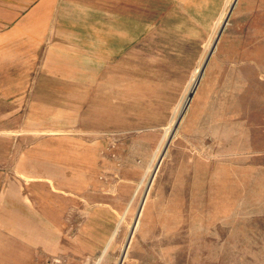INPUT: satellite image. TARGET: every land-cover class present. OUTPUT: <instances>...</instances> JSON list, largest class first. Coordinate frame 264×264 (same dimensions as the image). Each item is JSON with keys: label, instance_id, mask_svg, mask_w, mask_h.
Instances as JSON below:
<instances>
[{"label": "rangeland", "instance_id": "obj_1", "mask_svg": "<svg viewBox=\"0 0 264 264\" xmlns=\"http://www.w3.org/2000/svg\"><path fill=\"white\" fill-rule=\"evenodd\" d=\"M13 252L264 264V0H0Z\"/></svg>", "mask_w": 264, "mask_h": 264}, {"label": "crops", "instance_id": "obj_2", "mask_svg": "<svg viewBox=\"0 0 264 264\" xmlns=\"http://www.w3.org/2000/svg\"><path fill=\"white\" fill-rule=\"evenodd\" d=\"M21 256L22 255H20L19 253H17V252H13V253H9V255H8V260L6 261L7 262V264H21L19 261L20 260H22V263H23V260L25 261V258L24 259H21ZM5 262V263H6ZM4 263V264H5Z\"/></svg>", "mask_w": 264, "mask_h": 264}]
</instances>
